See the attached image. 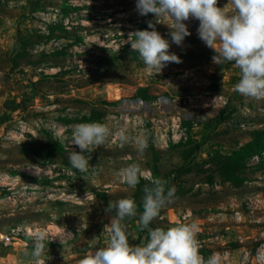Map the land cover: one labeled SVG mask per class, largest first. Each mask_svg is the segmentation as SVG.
<instances>
[{
  "label": "rangeland",
  "instance_id": "1",
  "mask_svg": "<svg viewBox=\"0 0 264 264\" xmlns=\"http://www.w3.org/2000/svg\"><path fill=\"white\" fill-rule=\"evenodd\" d=\"M33 1L0 0V238L10 241L9 235H15L32 246L34 234L43 230L49 238L45 250L55 248L58 254L56 264H78L93 237L103 246L104 226L114 215L105 211L107 203L135 193L115 173L138 163L151 176L156 165L159 177L176 190L154 227L195 222L198 234L209 237L199 249L206 258L208 248L229 250L230 264H242L246 255L252 264L250 258L264 243V168H257L264 155L249 161L247 181L240 188L223 183L218 173L210 181L211 171H203L213 168L203 162L216 150L231 153L251 139L253 130L264 128V100L235 91L239 69L213 63L215 53L199 39L195 19L185 21L191 35L177 46L166 24L156 22L153 14H138L136 0H44L46 11L30 12ZM65 2L78 8L64 19L66 30L52 34L47 26L62 22ZM227 3L218 0L221 8ZM149 20L169 40L170 53L181 59L156 75L145 71L127 42L130 32L148 29ZM138 87L159 98L130 112L132 104L123 105V100ZM164 97L170 102L161 105ZM94 109L105 114L103 123L114 131L123 127L135 135L146 130L143 156L133 146L119 147L113 137L114 142L91 154L94 171L83 173L70 165V149L67 157L47 164L22 152L47 141L50 133L79 151L71 141L74 126L81 122L63 119L82 118ZM179 113L192 123L186 135L194 140L188 146L194 147V170L174 179L187 149L171 146L180 141V131L173 130ZM138 218L124 221L132 245L147 237Z\"/></svg>",
  "mask_w": 264,
  "mask_h": 264
},
{
  "label": "clouds",
  "instance_id": "2",
  "mask_svg": "<svg viewBox=\"0 0 264 264\" xmlns=\"http://www.w3.org/2000/svg\"><path fill=\"white\" fill-rule=\"evenodd\" d=\"M136 11L141 16L153 14L156 22L166 24L171 43L177 46H182L191 35L185 21L197 20L199 39L215 53L213 63H230L239 69L235 91L248 99L264 100V0H228L223 8L218 6V0H136ZM147 24L151 30L130 32L127 42L139 54L145 71L156 75L169 63H181V59L170 53L169 40L156 30L155 24L151 20ZM113 137L118 139L119 147L133 146L140 156L148 147L146 130L133 135L123 127L114 131L107 123H79L72 130L71 145L79 149L70 148L68 158L72 168L83 173L94 171L95 167L89 163L91 154L114 142ZM115 176L133 190L141 178L147 180L142 189L143 211L138 213L132 197L110 200L105 211L114 215L104 226L107 238L103 246H99L97 237L89 240L90 250L78 264H216L215 255L206 260L200 254L199 227L195 222L168 228L151 226L161 210L173 202L174 186L168 187V181L161 177L146 175L138 163L121 168ZM137 216L140 230L146 231L147 237L144 242L132 245L124 221ZM46 241L49 238L45 231L34 234L30 253L33 264H45L42 257Z\"/></svg>",
  "mask_w": 264,
  "mask_h": 264
},
{
  "label": "trees",
  "instance_id": "3",
  "mask_svg": "<svg viewBox=\"0 0 264 264\" xmlns=\"http://www.w3.org/2000/svg\"><path fill=\"white\" fill-rule=\"evenodd\" d=\"M43 1L44 0H34L32 2L33 8L31 9L30 12L46 11L47 7L46 5H44ZM72 6L68 5L67 2H65L61 6L62 22L58 21L56 23H50L47 26L52 34L55 33L56 30L58 29H63V30L65 29L62 25L64 19L74 9L78 8ZM144 26L145 24H143V27ZM78 40H82V38H78ZM137 98H141L142 100L147 102H153L157 100L159 97L150 95L149 89L147 87H138L136 90H134L132 96L129 97L128 99H137ZM115 103H118V101H105V104H115ZM19 107L21 109L24 108L23 104L19 105ZM104 116L105 114L102 111L94 109L89 114L84 115L82 118H76V119L67 118L63 120H65L66 123H71L73 121H78L81 123L98 121L103 123ZM191 124L192 123L190 121L187 120L184 121V125L187 126L188 128L191 126ZM193 142L194 140L192 136H189L187 137L186 140H181L180 142L173 143L171 145L173 148L187 147L183 155L184 165L183 167H181L176 171V174L174 175V179L179 178V176L183 174H188L194 170L193 159H192L194 153V147H188ZM22 152L25 155L34 156V158L42 164L56 162L58 158L67 157V149L65 144L60 139L54 137L51 133L47 141L39 143L36 146L34 145L31 147L26 146ZM263 155H264V128H258L253 130L251 139L249 141L235 148L231 153L225 154V153H221L219 150H216L215 153L212 154V156H210L208 159H206L203 162L205 165L213 166V168L208 170L203 169V171L206 172L211 171L209 177L210 181H212V178L214 176L213 174L218 173L223 183H228L235 188H240L243 187L245 185V182L247 181L246 171L249 168V161L255 156L262 157ZM257 168H264V163H261V165L257 166ZM153 174L155 177H159V169L156 165L153 167ZM145 183L147 182L143 178H141L140 184L137 185V187L135 188V193L132 195V198L135 199L137 203L138 213L143 211L142 189ZM177 192L179 193L180 191ZM103 199L107 202L106 195H103ZM151 226L154 227L153 224ZM139 236H142V234ZM206 253H207V258H210L213 252L208 248V250H206Z\"/></svg>",
  "mask_w": 264,
  "mask_h": 264
},
{
  "label": "built area",
  "instance_id": "4",
  "mask_svg": "<svg viewBox=\"0 0 264 264\" xmlns=\"http://www.w3.org/2000/svg\"><path fill=\"white\" fill-rule=\"evenodd\" d=\"M42 13H44V12H42ZM158 100V99H157ZM156 100V101H157ZM127 101H130V102H135V101H138L139 102V104H138V107H139V109L141 108V106H143L144 108H148V107H150V106H152V102H147V101H144V100H142L141 98H137V99H126V98H124V100H123V105L127 102ZM156 101H154V102H156ZM153 102V103H154ZM168 102H170L167 98H160V100H159V102L158 103H160L161 105L163 104V105H166ZM123 107V106H122ZM121 107V108H122ZM123 109V108H122ZM128 110V109H127ZM136 110V109H135ZM135 110H130L129 109V111L131 112V111H135ZM181 113H179L178 114V119H177V122L173 125V130L175 131H180V135L178 136V137H176L178 140H186L187 139V137H188V135H186V130H187V127L184 125V121L187 119V117H184V120L183 119H181ZM173 120H175V119H173ZM183 120V121H182ZM174 127H176V129L174 128ZM184 136V137H183ZM180 141H178V142H180ZM71 146H73V145H71ZM70 148H72V147H68V146H66V149H70ZM78 147L76 146L75 147V149H77ZM148 175L149 176H151V174H150V171H149V173H148ZM189 217H191V214L189 213V214H185L184 216H183V220H185V221H187L188 219H189ZM13 232L15 233L16 231L15 230H13ZM19 232V230L17 231V234H19L18 233ZM105 233H106V231H105ZM106 235V237H107V233L105 234ZM198 240H199V243H200V249H203L204 248V245L206 244V242L209 240V237L207 236V235H205V234H201V233H199L198 234ZM200 254L207 260L208 258H206L205 256H204V254L202 253V252H200ZM216 256V258H217V260H216V264H230L231 263V260H230V255H231V253H230V251L229 250H226V251H224V252H220V251H214L213 253H212V255H211V257H213V256ZM250 260L252 261V264H264V243H262L260 246H259V248L257 249V251H256V253H255V255L253 256V257H251L250 258ZM249 262V256H245L244 257V259H243V261H242V264H247Z\"/></svg>",
  "mask_w": 264,
  "mask_h": 264
},
{
  "label": "crops",
  "instance_id": "5",
  "mask_svg": "<svg viewBox=\"0 0 264 264\" xmlns=\"http://www.w3.org/2000/svg\"><path fill=\"white\" fill-rule=\"evenodd\" d=\"M13 234V233H12ZM10 241H5L4 237L0 238V264H33L31 258L32 246L29 243L15 235H9ZM55 248L51 251L44 250L42 259L45 264H56L58 259ZM29 255H25V253Z\"/></svg>",
  "mask_w": 264,
  "mask_h": 264
},
{
  "label": "bare ground",
  "instance_id": "6",
  "mask_svg": "<svg viewBox=\"0 0 264 264\" xmlns=\"http://www.w3.org/2000/svg\"><path fill=\"white\" fill-rule=\"evenodd\" d=\"M126 103H128V105H131L132 104V109H134V110L135 109H139V107H138L139 102L138 101H135V102L127 101Z\"/></svg>",
  "mask_w": 264,
  "mask_h": 264
}]
</instances>
